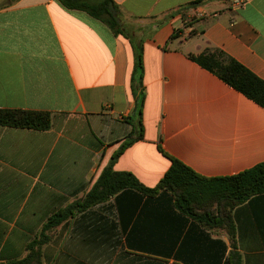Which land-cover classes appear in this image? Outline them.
I'll use <instances>...</instances> for the list:
<instances>
[{
	"label": "crops",
	"instance_id": "crops-1",
	"mask_svg": "<svg viewBox=\"0 0 264 264\" xmlns=\"http://www.w3.org/2000/svg\"><path fill=\"white\" fill-rule=\"evenodd\" d=\"M113 1L127 37L58 0H0V109L52 114L48 131L0 126V263L25 258L47 220L87 196L134 133L140 93L143 139L115 171L154 188L168 157L207 178L264 163V108L189 57L220 50L264 80V0L237 10L231 0ZM232 216L234 243L168 195L125 192L51 231L41 263L264 264V194Z\"/></svg>",
	"mask_w": 264,
	"mask_h": 264
},
{
	"label": "trees",
	"instance_id": "trees-1",
	"mask_svg": "<svg viewBox=\"0 0 264 264\" xmlns=\"http://www.w3.org/2000/svg\"><path fill=\"white\" fill-rule=\"evenodd\" d=\"M17 1V0H12ZM69 10L80 11L106 25L114 36H128L122 22L120 8L113 0H58ZM200 2L192 3L196 6ZM135 66L132 74L134 89L142 90L144 65L143 48L134 45ZM190 59L217 76L228 86L264 108V80L223 51L206 50ZM134 92L137 94L136 89ZM145 95L136 99L134 133L121 145L104 168L87 196L67 208L53 214L44 224L40 235L27 246V256L21 260L0 264H42V247L49 241V233L64 222L91 208L107 203L125 192H137L154 198L168 195L174 207L182 214L208 229H223L232 243L236 237L233 221L234 210L251 197L264 194V163L238 175L223 178H207L198 175L181 161L168 157L171 167L160 183L149 188L130 172H117L114 165L134 143L143 139V107ZM0 126L36 131H48L52 127V114L47 111L0 109Z\"/></svg>",
	"mask_w": 264,
	"mask_h": 264
},
{
	"label": "built area",
	"instance_id": "built-area-1",
	"mask_svg": "<svg viewBox=\"0 0 264 264\" xmlns=\"http://www.w3.org/2000/svg\"><path fill=\"white\" fill-rule=\"evenodd\" d=\"M249 2V0H231V7L235 10L237 9H241L244 6L247 5V3ZM199 18H205V17H215L217 15V13H207L204 11H198L196 14Z\"/></svg>",
	"mask_w": 264,
	"mask_h": 264
}]
</instances>
